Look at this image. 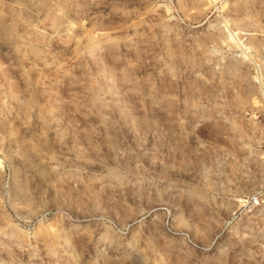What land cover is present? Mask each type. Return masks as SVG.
<instances>
[{
	"label": "rangeland",
	"instance_id": "374dc122",
	"mask_svg": "<svg viewBox=\"0 0 264 264\" xmlns=\"http://www.w3.org/2000/svg\"><path fill=\"white\" fill-rule=\"evenodd\" d=\"M0 264H264V0H0Z\"/></svg>",
	"mask_w": 264,
	"mask_h": 264
},
{
	"label": "built area",
	"instance_id": "2783aa9c",
	"mask_svg": "<svg viewBox=\"0 0 264 264\" xmlns=\"http://www.w3.org/2000/svg\"><path fill=\"white\" fill-rule=\"evenodd\" d=\"M248 204L252 207L258 205L259 204L258 196H253L252 198H250Z\"/></svg>",
	"mask_w": 264,
	"mask_h": 264
},
{
	"label": "bare ground",
	"instance_id": "6f19581e",
	"mask_svg": "<svg viewBox=\"0 0 264 264\" xmlns=\"http://www.w3.org/2000/svg\"><path fill=\"white\" fill-rule=\"evenodd\" d=\"M19 192H22V188L18 190Z\"/></svg>",
	"mask_w": 264,
	"mask_h": 264
}]
</instances>
